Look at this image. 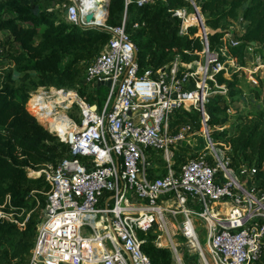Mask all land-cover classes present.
Masks as SVG:
<instances>
[{"label":"built area","instance_id":"obj_1","mask_svg":"<svg viewBox=\"0 0 264 264\" xmlns=\"http://www.w3.org/2000/svg\"><path fill=\"white\" fill-rule=\"evenodd\" d=\"M131 1L123 0L124 11ZM136 1L141 5L146 0ZM101 2L69 0L64 12L67 22L109 34L101 51L86 61L82 82L111 85L100 111L74 90L72 98L59 99L63 108L78 110L79 122L64 115L54 125L57 132L47 129L69 150L56 165L35 173L44 176L50 189L28 264H151L138 233H149L155 225L165 229L166 247L181 264L178 243L166 227V218L176 216V234L197 248L204 264H256L264 250V188L256 189L254 166L232 167L226 150L210 137L204 109L207 82L223 66L208 51L204 26L205 68L201 60L179 67L176 58L140 74L124 21L107 26L108 0ZM89 14L93 20L86 23ZM173 16L184 19L185 13L175 10ZM188 109L201 114L206 151L175 170L174 148L184 140L179 131L185 128L173 134L170 121ZM198 229L204 234V252Z\"/></svg>","mask_w":264,"mask_h":264},{"label":"trees","instance_id":"obj_2","mask_svg":"<svg viewBox=\"0 0 264 264\" xmlns=\"http://www.w3.org/2000/svg\"><path fill=\"white\" fill-rule=\"evenodd\" d=\"M47 1L30 0L22 4L19 0H0V32H8L9 45L20 50L18 54H5L19 75L20 85L15 84L11 71H0L3 80L0 86V264L29 263L50 188L42 174L29 177L28 172L48 164L56 165L69 150L66 143L44 129L27 111L26 105L33 109L31 103L36 99H31V91L37 88L74 90L99 111L107 96L105 86H87L82 79L86 61L101 51L109 34L99 28L67 22L60 17V12L48 11ZM55 2L63 4L66 0ZM193 9L203 16L205 27L213 31L206 33L208 51L217 54L220 62V51L224 49L238 65V70L229 78L223 70L213 74L217 85H226L228 96L235 97L239 94L238 74L247 66L246 51L264 58V0H146L141 5L132 0L126 11L123 0H108L105 24L115 27L124 21L125 32L137 50L136 62L141 74L171 65L176 58L179 67L202 59L205 47L197 35V27L187 26L183 31L181 20L173 16L175 10L192 12ZM227 20L245 23L234 46L223 40L224 33L220 30ZM253 96L260 98L255 90ZM222 97L217 92L204 104L209 128L227 125L229 106L219 105ZM234 118L236 122L212 132L210 137L230 146L227 155L232 167L254 166L256 189L264 188V108L238 113ZM200 121V112L188 109L171 118L170 128L173 134L181 128L188 134L200 129ZM174 151L175 170L202 152L196 150L190 154L188 148L180 145H175ZM157 161L161 165L160 157ZM155 237L138 233L140 249L151 264H176L171 250L158 247ZM256 264H264V250Z\"/></svg>","mask_w":264,"mask_h":264},{"label":"rangeland","instance_id":"obj_3","mask_svg":"<svg viewBox=\"0 0 264 264\" xmlns=\"http://www.w3.org/2000/svg\"><path fill=\"white\" fill-rule=\"evenodd\" d=\"M30 0H19L20 3L22 4H28ZM101 5H103V2L105 0H101ZM50 5L48 11H53V12H60L62 17L64 19V12L66 10L67 5L69 4V0H66L65 3H57L55 0H48L47 1ZM185 13V19L187 21H192V24H188L187 22L184 21L182 18H178L181 20V28L184 31L187 26H195L197 27V35L201 38H203L202 31L199 28V23L203 22V26L206 29V33H212V30H208V28L205 27L204 24V18L201 16V22L198 19L197 16V11L193 9L192 12L190 11H185V10H179ZM188 13V14H187ZM190 19V20H189ZM202 24V23H201ZM245 29V23H243L241 20L237 21H232V20H227L224 21L220 30L224 33L223 40L225 42H236L240 40V37ZM9 40H10V35L9 33H0V71L1 72H12V77L15 80L16 85H20V83L17 81L18 79V74L13 71V64L9 59H6L5 54L11 53V54H18L20 52L18 46H11L9 45ZM220 54L222 55V61H220L221 66H223V71L224 75L229 76L232 74V72L238 70V65L235 60H231L229 55L224 49H221ZM246 57V62L247 66L245 68H242L241 73L238 74V86L236 87V90H238L239 94L236 95L235 97H229L228 92L229 89L227 88L226 85H222L220 87H217L216 80L211 81L207 79V95H209L205 101L207 102L209 99L211 100V96L217 92H221V95L223 96L222 99L220 100L219 105L221 106H229V109L227 110V125L224 127H220V129L216 128H209V132H217L221 131L223 129H226L228 126H230L232 123L236 122V118L234 116L238 113H245V111L248 110H259L260 108H264V58H260L259 54H255L253 52H250L249 50L246 51L245 53ZM201 68H205L206 64V57L202 56L201 57ZM198 67V65H197ZM208 69V75H210V72H212V69L210 66L207 67ZM3 80L0 78V86L2 84ZM210 82L212 84H210ZM55 88H37L34 91H31L33 98H38L39 95L43 96L45 95L46 100L44 102H41L40 104L35 106L36 110L34 109V105L32 104V108H30L28 105H26L27 111L32 114L38 124L44 127V129H48L49 127H52L55 131L56 128L54 125H58L60 118L64 115H67L69 118L73 119L76 121V119H79V112L76 110V108H69L65 109L62 107L64 104H58L54 102L56 99L55 96L51 95L52 93H55L54 90ZM59 90H64L65 92H71L73 90H68V89H59ZM57 90V91H59ZM254 90L256 92H259L260 98L256 99L253 96ZM43 91L48 92L47 94H44ZM51 91V92H50ZM50 92V93H49ZM66 94V93H65ZM33 102V101H32ZM47 102L51 104L47 105ZM40 109V110H39ZM60 114V115H59ZM206 114V112H205ZM55 117V118H54ZM207 117V114L205 115ZM59 118V119H58ZM179 132H182L184 135V140L182 143H180V146H183L184 148H188L191 152L190 154H193L196 150H202L206 151V143H205V138L204 134L201 132L199 129L198 131H194L191 133L186 134V130L182 129ZM216 143V141H213ZM220 148L223 150H227L230 148L228 144L225 143H219ZM223 146V147H222ZM158 157V156H157ZM156 157V158H157ZM159 162V161H158ZM162 165V163H161ZM263 169V168H262ZM39 170L34 171L30 170L28 172L29 177H36L35 173H37ZM255 186V184H254ZM1 214V213H0ZM175 227L177 226V222H174ZM167 227L169 230V233L171 235V238L173 241H177L175 243L177 244V247L179 248V256L181 259V264H194L195 262L197 264H204L199 251H197V248H193L190 245L188 246V243H186L180 236L176 234V231H174V228L171 226V223H167ZM165 229H163L162 226L160 225H155L153 227V230L150 231L149 233L155 237V242L160 243V246H166V241H165ZM198 233H200L201 238H200V248L204 252V234L198 229ZM196 247V245H195ZM206 254V253H205ZM186 255V257H185ZM54 258V257H53ZM207 258V256H206Z\"/></svg>","mask_w":264,"mask_h":264},{"label":"bare ground","instance_id":"obj_4","mask_svg":"<svg viewBox=\"0 0 264 264\" xmlns=\"http://www.w3.org/2000/svg\"><path fill=\"white\" fill-rule=\"evenodd\" d=\"M190 20V19H189ZM184 21L185 22H187L188 24H192V21H187L185 18H184ZM199 28L200 29H202V26H201V24L199 23ZM204 30H206V29H204ZM209 30V29H208ZM202 33H203V31H202ZM51 95H53V96H55L56 98H58V99H60V98H63V100H66V98H72L74 95L72 94V93H70V92H67L66 94H57L56 92L55 93H52ZM44 100H46V97H45V95H43V96H40V97H38V98H36L34 101H33V105H34V109L36 110V108H35V106H37L38 104H40L41 102H44ZM54 102H56V103H60V101L59 100H55ZM49 104H51V102L50 103H48L47 102V105H49ZM40 110V109H39ZM60 115V114H59ZM55 118V117H54ZM59 119V118H58ZM54 256H52V258H53ZM56 258V257H55ZM62 259V258H61Z\"/></svg>","mask_w":264,"mask_h":264},{"label":"water","instance_id":"obj_5","mask_svg":"<svg viewBox=\"0 0 264 264\" xmlns=\"http://www.w3.org/2000/svg\"><path fill=\"white\" fill-rule=\"evenodd\" d=\"M196 11H197V9H195ZM106 15H107V8H106V11H105V15H104V19L106 18ZM197 16H198V19L200 20V22H201V16H200V14H199V12L197 11ZM92 20H93V14H89V15H87L86 17H85V21H86V23H91L92 22ZM202 23V24H201ZM200 24H201V26L203 25V22H201ZM203 29V28H202ZM201 29V30H202ZM110 85H111V83L109 82V81H107V82H99V83H97V88H99L100 86H105V87H107V88H109L110 87Z\"/></svg>","mask_w":264,"mask_h":264},{"label":"crops","instance_id":"obj_6","mask_svg":"<svg viewBox=\"0 0 264 264\" xmlns=\"http://www.w3.org/2000/svg\"><path fill=\"white\" fill-rule=\"evenodd\" d=\"M6 31H2V32H0V33H5ZM7 33V32H6ZM159 174H161V173H159ZM163 174V173H162ZM178 218H180L179 216H176L175 218H166V220H167V222H166V227H167V223L169 224V223H171V226L174 228V231H176L175 230V225H174V222L178 219ZM175 220V221H174ZM167 229H168V227H167ZM168 232H169V230H168ZM161 247H166V246H161Z\"/></svg>","mask_w":264,"mask_h":264}]
</instances>
